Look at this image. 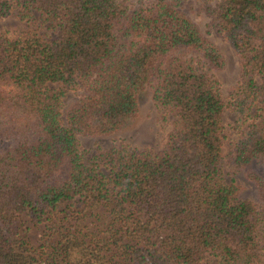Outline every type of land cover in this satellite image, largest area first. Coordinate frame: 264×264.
<instances>
[{
    "label": "trees",
    "instance_id": "16d2710c",
    "mask_svg": "<svg viewBox=\"0 0 264 264\" xmlns=\"http://www.w3.org/2000/svg\"><path fill=\"white\" fill-rule=\"evenodd\" d=\"M183 1L0 0L33 25L0 32V264H264V0H200L238 57L226 97ZM142 90L169 125L159 149L79 146ZM225 109L257 201L223 170Z\"/></svg>",
    "mask_w": 264,
    "mask_h": 264
},
{
    "label": "rangeland",
    "instance_id": "374dc122",
    "mask_svg": "<svg viewBox=\"0 0 264 264\" xmlns=\"http://www.w3.org/2000/svg\"><path fill=\"white\" fill-rule=\"evenodd\" d=\"M182 4V9L196 23L201 32L215 43L223 55V66L216 69L215 74L219 80L220 91L226 97L231 92L232 86L238 77V57L230 43L210 27L209 15L199 7L200 0H184ZM32 26L28 22L17 18L14 14V9H11L7 15L0 17V32L7 35H10L15 29L30 28ZM74 98V91L71 89L67 90L62 96L61 111ZM138 107L137 115L116 131L101 135H78L79 146L88 148L98 144L106 148L114 143L125 142L136 147H147L152 151L159 149L169 125L165 124L162 126L159 112L154 107L147 90L139 92ZM235 117L236 112L228 109H225L222 115V167L238 183L240 197H247L257 201V192L253 182L245 177L241 169H234L228 161L232 152L233 139L236 137V130L232 127ZM250 166L259 173H263L259 163L251 162ZM198 264H216V260L212 256H207Z\"/></svg>",
    "mask_w": 264,
    "mask_h": 264
}]
</instances>
